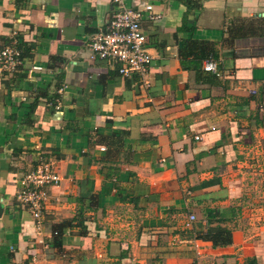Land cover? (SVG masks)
<instances>
[{"label":"crops","instance_id":"crops-1","mask_svg":"<svg viewBox=\"0 0 264 264\" xmlns=\"http://www.w3.org/2000/svg\"><path fill=\"white\" fill-rule=\"evenodd\" d=\"M122 2L152 5L143 78L92 57L113 0H0V46L25 54L0 75V264H264V32L232 37L264 0ZM44 164L62 180L36 222L16 193Z\"/></svg>","mask_w":264,"mask_h":264},{"label":"built area","instance_id":"built-area-1","mask_svg":"<svg viewBox=\"0 0 264 264\" xmlns=\"http://www.w3.org/2000/svg\"><path fill=\"white\" fill-rule=\"evenodd\" d=\"M114 6L110 18L104 27L88 37V46L92 57L111 61L118 65V72L123 76H145L146 68L152 61V56L145 46L146 35L141 22L153 19L152 5L144 4L140 8L126 6L122 0H113ZM17 39L0 46V75L18 70L24 63L22 51L17 47ZM31 70H41L39 65H32ZM203 69L215 73L217 63L213 59L203 61ZM264 87V81L262 82ZM254 94L253 91H251ZM62 180L59 173L51 170L47 164L37 166L24 175L16 193L18 205L27 209L36 222L41 216L42 204L49 199L48 185H57ZM195 216L190 215L184 227L191 228ZM56 234V232H54Z\"/></svg>","mask_w":264,"mask_h":264},{"label":"trees","instance_id":"trees-1","mask_svg":"<svg viewBox=\"0 0 264 264\" xmlns=\"http://www.w3.org/2000/svg\"><path fill=\"white\" fill-rule=\"evenodd\" d=\"M244 22H246V23H244ZM253 22L254 21H250V20L249 21L248 20H242V25H240L239 27H237L238 29L236 28L240 32L237 33V34H232V37L236 38L238 36H243V35L252 34V33H256V32H264V19H261L259 21V23H256V24H254ZM243 24H245V25H243ZM200 44H205L206 45L207 43H202V42H197V41H188L187 42V45L189 47H191L192 45L199 47ZM22 57H25V54H24L23 51H22ZM210 57H211V54L204 52L199 57V59L200 60H202V59H205L206 60V59H211ZM200 66H201L200 63H198L196 65V69H195L196 72H199L200 69H201V67H202V71L206 72L203 69V64H202L201 67ZM263 119H264V116H261L260 114H258L257 120L260 121V120H263ZM79 201H82V199H79ZM83 210H84V208L81 207V209H79V212H78V214H77L76 217H73V218H71L70 220H67V221H63V222L59 223L54 228L53 231H55L57 233V236H56L57 238L60 237L63 228L64 227H68L74 221L76 222V224L78 226H81L82 228H84L85 230H87V228L84 225ZM211 211L210 210H207L206 211L207 216H209V214L212 215ZM220 219L223 220L224 218H222L220 216ZM202 237L205 240L211 242V245L213 247H216V246H225V245H228V244H230L232 242V239H231L232 238L231 231L228 230L225 227L220 226V225H216L215 227L210 228V230L206 234H204ZM53 246L54 247L61 246L60 241H58V239L55 240L54 243H53Z\"/></svg>","mask_w":264,"mask_h":264}]
</instances>
